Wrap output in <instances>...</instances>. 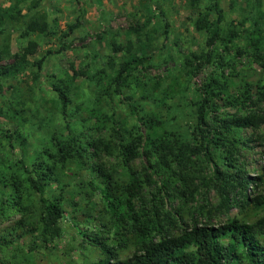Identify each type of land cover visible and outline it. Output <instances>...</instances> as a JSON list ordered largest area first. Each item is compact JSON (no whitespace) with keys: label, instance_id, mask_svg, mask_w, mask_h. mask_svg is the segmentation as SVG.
<instances>
[{"label":"rangeland","instance_id":"1","mask_svg":"<svg viewBox=\"0 0 264 264\" xmlns=\"http://www.w3.org/2000/svg\"><path fill=\"white\" fill-rule=\"evenodd\" d=\"M32 1L37 4L28 9ZM12 2L0 0V7ZM19 6L22 13H44L48 30L45 34H24L16 22L0 26V50L10 55L6 58L1 54L0 63L23 52L28 42L35 44L24 69L0 78V175L5 177L12 171L21 172L17 167L23 158L34 162L44 149L51 148L50 132L61 138L66 135L50 81L71 80V105H98L106 114L113 113L120 127H137L139 131L143 126L129 113L128 102L145 111L154 109L167 118L170 127L185 130L188 102L194 99L197 88L211 78L217 79L224 99L242 92L245 85L264 87V0H23ZM218 14V40L211 45L214 59L204 62L202 53L208 49V33L196 29L193 21L199 16L210 23ZM76 21V27L68 32V26ZM127 51L142 52L146 57L127 77L120 94L113 95L109 86L110 94L106 95L103 88ZM191 69L197 70L192 73ZM73 71L78 74L72 78ZM261 90L252 91L250 100L235 106H223V101H218L217 115L248 109L264 111ZM158 98L163 100L162 104H158ZM19 109L24 112L15 114ZM74 127L77 137L113 141L110 130L81 131L78 122ZM17 135L24 140V147L14 141ZM239 138L237 161L245 173L254 175L264 165V124L241 129ZM89 151L82 162L70 161L59 169L65 185L62 191L56 189L55 194H62L59 202L65 215L63 236L43 246L34 225L29 223L18 243L0 248V264H90L96 260L97 249L82 242L72 226L84 218L106 222L97 195L87 187V165L94 163L113 178L121 177L122 166L114 150L111 155L97 152L92 158H88ZM201 159L193 164L196 183L211 170L210 164ZM142 163L138 158L131 166L137 168ZM246 192L252 194L250 185ZM217 201L212 188L198 184L192 201L175 198L169 205L187 222L191 217L199 222L209 218L213 224L223 223L227 217L251 221L264 214L251 209L239 213L236 206L227 212L214 210L209 217L199 210L193 213L194 207L205 211ZM18 217L19 213L10 209L0 213V232L11 233L7 239L19 233L18 229H11ZM120 253L128 256L131 248Z\"/></svg>","mask_w":264,"mask_h":264},{"label":"trees","instance_id":"2","mask_svg":"<svg viewBox=\"0 0 264 264\" xmlns=\"http://www.w3.org/2000/svg\"><path fill=\"white\" fill-rule=\"evenodd\" d=\"M21 1L0 7V26L16 22L24 34H45L48 30L45 14L22 13ZM36 4L32 1L28 9ZM219 20L218 14L210 23L199 16L193 21L196 29L208 33L205 41L208 49L202 53L204 62L214 59L211 45L218 40ZM76 25L77 21L69 25L68 32ZM255 42L259 43V39ZM34 50V42H28L23 52L0 63V78L11 77L24 69L27 55ZM1 54L10 56L4 49L0 50ZM126 54L103 88L106 95L110 94L109 86L113 95L120 94L127 77L146 57L142 52ZM76 74L73 71L72 78ZM79 74L85 75L83 71ZM71 82H49L64 122L65 137L50 132L51 148L44 149L34 162L23 158L17 167L21 172L12 171L8 177L0 175V213L7 209L19 213L11 227L19 233L7 239L10 231L0 232V248L18 243L29 223L34 225L43 246L60 239L65 216L59 202L62 194H55L56 189L62 191L65 185L60 170L70 161L82 162L87 150H91L88 158L95 157L97 152L111 155L114 150L122 166L120 178H113L94 163L87 165L90 173L87 187L97 195L106 222L84 218L72 224L80 240L98 251V257L90 264H264V214L251 221L227 217L223 223L213 224L209 218L199 222L191 217L187 222L169 205L175 198L192 201L200 184L212 188L218 201L205 211L194 207L193 213L199 210L209 217L214 210L227 212L232 206L238 207L239 213L248 209L254 213L264 211V165L258 173L248 175L236 158L240 130L264 124V111L248 109L238 114L217 115L218 101H223V106H235L250 100L252 91L259 88L264 95L263 86L245 85L242 92L224 99L217 79L211 78L197 88L194 99L188 102L185 130L170 127L167 118L154 109L145 111L142 106L128 102L129 113L143 126L139 131L137 127H120L113 113L106 114L98 105H71L74 95ZM157 101L163 103L161 98ZM71 106L75 110L71 111ZM20 112L24 109L15 114ZM77 122L81 131L110 130L113 141L77 137L74 127ZM14 141L24 147L19 135ZM199 157L210 164L211 170L196 183L193 164ZM138 158L143 163L132 167ZM249 185L252 194L246 192ZM126 248H131V253L122 256L120 251Z\"/></svg>","mask_w":264,"mask_h":264}]
</instances>
